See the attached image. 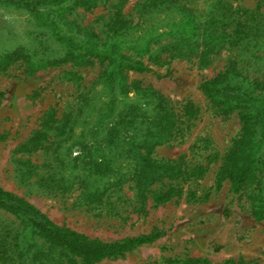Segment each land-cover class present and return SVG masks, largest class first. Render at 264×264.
Masks as SVG:
<instances>
[{
	"label": "rangeland",
	"instance_id": "obj_1",
	"mask_svg": "<svg viewBox=\"0 0 264 264\" xmlns=\"http://www.w3.org/2000/svg\"><path fill=\"white\" fill-rule=\"evenodd\" d=\"M73 1L39 8L62 35L102 46L110 40L111 24L120 9L131 27L127 41L153 31L159 36L147 54H134L129 47L123 50L148 68L142 74L126 73V83L157 91L180 116L188 104L196 110L192 117L182 116L172 140L151 154L158 165L184 175L163 178L153 185L143 204L133 184L108 190L101 202L89 200L81 185L86 174L78 158L80 144L86 141L80 136L92 127L104 103L113 101L118 106L124 98L117 96L115 101V95L103 90L100 78L106 63L44 65L64 57L67 48L54 41L49 25L28 10L0 3V54L24 47L40 63L38 68L28 69L19 61L0 71V187L32 204L54 224L89 239L116 242L155 230L164 232L151 244L97 264H165L183 258L206 259L211 264L239 260L264 264V223L251 218L247 194H233L227 180L216 185L222 160L240 136L237 113L219 115L200 89L202 82L214 78L237 57L242 76L229 85L264 104V89H254L243 80L247 76L264 85V20L255 22L257 33L250 34L242 48L240 43L235 48L224 45L202 66L203 45L196 47L192 39L184 42L182 27L192 16L201 37L207 35L216 0H175L159 7L153 6V0H126L121 8L119 0H99L89 9L75 8ZM229 1L238 15L259 3L264 17V0ZM232 30L229 24L226 33ZM86 96L91 99L89 108L84 106ZM88 109L92 111L88 113ZM259 137L263 154L264 136ZM104 138V134L98 138L97 164L119 150L104 147ZM110 163L109 170L122 167L116 160ZM200 168V175L192 174ZM109 170L98 178L92 171L90 179L106 181L104 174L111 173ZM260 177L264 185V167ZM162 192L170 194L169 200L155 205L153 195ZM22 229L16 218L0 209L1 235L14 237Z\"/></svg>",
	"mask_w": 264,
	"mask_h": 264
},
{
	"label": "trees",
	"instance_id": "obj_2",
	"mask_svg": "<svg viewBox=\"0 0 264 264\" xmlns=\"http://www.w3.org/2000/svg\"><path fill=\"white\" fill-rule=\"evenodd\" d=\"M65 1L0 0V3L28 10L37 20L49 25L54 41L67 48L68 51L64 57L48 60L44 65L58 66L70 61L87 64L92 60L107 64V69L100 78L102 88L115 95V101L117 96L124 99H121L123 103L118 106L113 101L104 103V108L100 107L97 111L98 116L92 122V127L87 131L83 130L86 133L84 132L80 137L86 141V144L84 142L80 144L82 151L78 161L86 176L81 180V185L89 200L101 202V198L108 190L133 184L139 201L143 204L146 192L153 185L161 182L163 178L184 175L183 172H174L173 167L163 168L158 165L151 154L154 148L172 140L182 116L192 117L196 110L188 104L180 116L170 102L157 91L141 88L135 84L127 85L126 73L142 74L147 72L148 68L140 60L124 54L123 50L129 47L134 54L149 53L152 41L159 37L155 36L154 31L136 40L127 41L125 37L130 35L127 31L131 27L128 21L124 20L119 9L114 15L110 29L112 35L108 42L99 46L89 40L77 41L62 35L58 26L39 11L40 7L61 4ZM98 1L74 0L73 7L89 9ZM125 1L119 0L120 8ZM152 3L154 7L170 6L175 3V0H153ZM215 4L216 14L212 16L207 35L201 37L198 25L194 24L192 16L182 27L186 36L183 38L184 42L192 39L196 47L203 45L204 49L199 55L202 66L209 63L210 54L218 52L224 45L235 48L240 43L239 47L242 48L247 41L246 38L252 33H257L255 22L264 20L259 3L253 10H245L240 15L233 11L229 0H216ZM229 24H232L233 30L226 33ZM238 50L240 51L239 48ZM32 59L33 55L29 50L17 47L0 54V71H5L19 61L26 64L28 69L38 68L40 63ZM155 59H159V55H156ZM238 63L237 57H234L223 71L214 78L202 82L200 89L219 115L229 116L236 112L241 125L238 140L222 160L216 185L219 187L223 180H227L233 194L246 193L251 218L255 222L264 223V191L262 190L264 185L260 177L261 168L264 167V153L259 152L262 139L258 138V136H264V104L253 94L243 92L237 86L229 85L230 80L242 76ZM243 80L249 81L254 89H264L263 83L257 79L244 76ZM131 92L134 93L133 98H129ZM89 100L91 99L86 96L85 107L89 108ZM90 111L92 110L88 109V113ZM101 134H104L106 139L104 147H110H107L110 151L115 148L119 150L113 155L110 154L108 161L104 158L100 160V164H97L96 154L100 148L98 138ZM88 140L92 143L87 144ZM115 160L121 164V169L109 170L110 162ZM104 170L111 172L104 174L106 181L97 182L95 178L90 179L94 174L92 171L97 177L102 176ZM202 170L200 168L192 174L200 175ZM169 198L170 194L164 192L153 195L155 205L163 204ZM0 209L16 218L23 227L22 232L14 237L8 238V235L0 234V264H97L103 260L120 258L137 247L155 242L164 235V232L155 230L146 235L116 242L89 239L76 231L54 224L32 204L2 187H0ZM24 232H26L25 235ZM165 264L211 263L206 259L183 258L168 260ZM224 264L249 263L239 260L227 261Z\"/></svg>",
	"mask_w": 264,
	"mask_h": 264
}]
</instances>
